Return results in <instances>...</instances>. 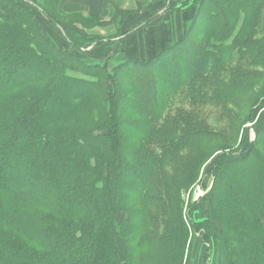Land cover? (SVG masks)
Returning <instances> with one entry per match:
<instances>
[{"label": "trees", "instance_id": "16d2710c", "mask_svg": "<svg viewBox=\"0 0 264 264\" xmlns=\"http://www.w3.org/2000/svg\"><path fill=\"white\" fill-rule=\"evenodd\" d=\"M47 1L67 2L0 0V264H189L195 236L212 264H264V0L172 1L192 12L177 42L106 63L80 55L125 34ZM248 95L229 134L207 126Z\"/></svg>", "mask_w": 264, "mask_h": 264}, {"label": "crops", "instance_id": "0c3cea01", "mask_svg": "<svg viewBox=\"0 0 264 264\" xmlns=\"http://www.w3.org/2000/svg\"><path fill=\"white\" fill-rule=\"evenodd\" d=\"M168 1L67 0L65 9L79 12L84 17L96 16L108 23L104 27H95L88 34L117 41L122 37L116 36L124 33L127 39L122 55L143 62L177 42L183 32V22L192 15L188 8L167 15ZM172 1L178 8L184 0H170V3ZM100 54L105 56L106 52L102 51ZM105 57H109V53Z\"/></svg>", "mask_w": 264, "mask_h": 264}, {"label": "rangeland", "instance_id": "374dc122", "mask_svg": "<svg viewBox=\"0 0 264 264\" xmlns=\"http://www.w3.org/2000/svg\"><path fill=\"white\" fill-rule=\"evenodd\" d=\"M189 3H190V1H189ZM47 5H48V9L50 10V12H53L55 15H57L58 17H60L61 19L65 20V21L67 20V18L70 14H73V15L79 14L78 18H80V19L85 18L79 12L67 11L65 9V5L63 4V2H60V5L58 8L57 7L55 8L52 5V1L51 2L47 1ZM183 7H185V6H183ZM174 8L175 7H173L172 10H174ZM56 39L60 43H62L59 38L56 37ZM114 42H116V41H114ZM117 46H119V45L115 44L112 47H108L109 49H106L107 51H106L105 56H107L109 53V57L113 58V60H116V61L122 60L123 58H125V56L122 55L123 53H119L120 51L118 52L116 50ZM122 47L123 46H121V48ZM102 50L103 49L99 50V52H101ZM74 54L77 55L76 52H74ZM95 56H96V53L87 54L85 56L80 55L81 59L83 61H86V62H103L104 61L106 63L107 59L109 58V57H105L103 54L100 55L101 56L100 58H98V57L94 58ZM107 66L109 69L113 68L112 64H107ZM250 97H251V95H248L247 97H245L243 103H241V105H238V109L237 108L231 109L230 110L231 111L230 118H227V120L217 110H214V109L212 110L209 108L208 111H210V112H207V126L212 128L213 130H216L219 132L225 131V132H227V134H229V131H232V129L230 128L232 125V122H234V121L235 122H239V121L242 122L243 121L244 115L248 109L246 100L250 99ZM183 107H185V105H183ZM252 124L253 123H246L244 125V129H247V131H248V136H249L248 138H249L250 142H252L255 138V133L253 131ZM211 152H212V150H211ZM212 168H213V158L211 160H209L208 162H206L204 167L202 168L203 171L201 173L200 181H198V183L195 184V186L189 192H187L186 194L183 195L184 201H185V207H186V204H188V203H197L210 190V188L212 187V181H213V177L211 176ZM246 172H247V166L241 165L240 166V172H238L240 175L239 179H241V177H244ZM230 180H231L230 178L229 179L227 178L226 183H228ZM186 212L188 214V210H186ZM193 214H194V218L196 219V222H199L201 219L202 211L197 210ZM118 217H119V219H121L123 217V215L119 214ZM195 237L196 238L193 240L192 249H191L190 254H189V260H190L189 264H212L213 257H214L212 244L203 242V240L201 239V236H195ZM118 243H119L120 249L122 250V246H123L122 240L119 239ZM206 256H208L207 259H206Z\"/></svg>", "mask_w": 264, "mask_h": 264}, {"label": "water", "instance_id": "95a60500", "mask_svg": "<svg viewBox=\"0 0 264 264\" xmlns=\"http://www.w3.org/2000/svg\"><path fill=\"white\" fill-rule=\"evenodd\" d=\"M169 4H170V0L168 1L167 7L169 6Z\"/></svg>", "mask_w": 264, "mask_h": 264}]
</instances>
